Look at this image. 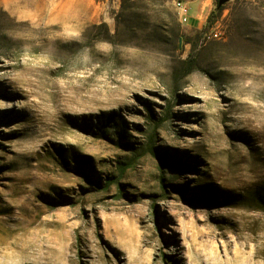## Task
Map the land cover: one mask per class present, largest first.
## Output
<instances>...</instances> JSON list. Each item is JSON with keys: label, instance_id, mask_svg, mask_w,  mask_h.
I'll return each instance as SVG.
<instances>
[{"label": "rangeland", "instance_id": "1", "mask_svg": "<svg viewBox=\"0 0 264 264\" xmlns=\"http://www.w3.org/2000/svg\"><path fill=\"white\" fill-rule=\"evenodd\" d=\"M218 1L0 0V264H264V0Z\"/></svg>", "mask_w": 264, "mask_h": 264}, {"label": "built area", "instance_id": "2", "mask_svg": "<svg viewBox=\"0 0 264 264\" xmlns=\"http://www.w3.org/2000/svg\"><path fill=\"white\" fill-rule=\"evenodd\" d=\"M188 4H189L188 2H183V1H179L177 3V12L182 24H188L190 21V18L188 16V11H189ZM215 37H219V33H216Z\"/></svg>", "mask_w": 264, "mask_h": 264}, {"label": "trees", "instance_id": "3", "mask_svg": "<svg viewBox=\"0 0 264 264\" xmlns=\"http://www.w3.org/2000/svg\"><path fill=\"white\" fill-rule=\"evenodd\" d=\"M218 10H220V8L218 9ZM149 148H150V150L151 151H153V146H152V144L151 143H149ZM126 170H127V167H125V168H121V172L122 173H125L126 172ZM117 177H111V178H109V182H106L105 184H104V187H106V188H109L111 185H113L114 183H117V179H116Z\"/></svg>", "mask_w": 264, "mask_h": 264}, {"label": "crops", "instance_id": "4", "mask_svg": "<svg viewBox=\"0 0 264 264\" xmlns=\"http://www.w3.org/2000/svg\"><path fill=\"white\" fill-rule=\"evenodd\" d=\"M201 17H202V13L198 14V16L191 18V22L194 23L197 26L201 25Z\"/></svg>", "mask_w": 264, "mask_h": 264}, {"label": "water", "instance_id": "5", "mask_svg": "<svg viewBox=\"0 0 264 264\" xmlns=\"http://www.w3.org/2000/svg\"><path fill=\"white\" fill-rule=\"evenodd\" d=\"M230 0H219L218 2V6H222L224 5L225 3L229 2Z\"/></svg>", "mask_w": 264, "mask_h": 264}]
</instances>
